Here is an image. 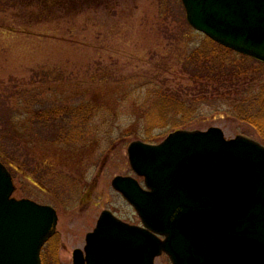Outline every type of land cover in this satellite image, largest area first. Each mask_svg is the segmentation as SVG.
<instances>
[{"label": "rangeland", "instance_id": "obj_1", "mask_svg": "<svg viewBox=\"0 0 264 264\" xmlns=\"http://www.w3.org/2000/svg\"><path fill=\"white\" fill-rule=\"evenodd\" d=\"M184 21L181 0H11L0 5V101L16 90L34 88L45 107L93 108L85 122L70 117L53 124L70 130L68 142H43V135L29 130V116L21 113L16 128L24 134L22 148L4 143L7 156L14 154L11 158L21 164L1 156L12 175V198L57 212L42 264H73V251L83 249L104 210L140 224L111 181L131 176L142 183L129 166L128 145L135 140L157 144L175 131L169 126L172 118L140 117L150 100V84L161 91L177 84L193 87L181 74V62L204 35ZM255 69V86L244 98L256 104L244 106L251 124L229 111L195 116L177 130L217 127L226 139L241 135L264 146V65ZM155 263L171 264L166 255Z\"/></svg>", "mask_w": 264, "mask_h": 264}, {"label": "water", "instance_id": "obj_2", "mask_svg": "<svg viewBox=\"0 0 264 264\" xmlns=\"http://www.w3.org/2000/svg\"><path fill=\"white\" fill-rule=\"evenodd\" d=\"M191 28L264 63V0H181ZM133 173L112 188L141 226L101 212L73 264H264V146L217 127L177 130L158 144L127 147ZM0 162V264H41L58 216L48 205L14 199Z\"/></svg>", "mask_w": 264, "mask_h": 264}, {"label": "trees", "instance_id": "obj_3", "mask_svg": "<svg viewBox=\"0 0 264 264\" xmlns=\"http://www.w3.org/2000/svg\"><path fill=\"white\" fill-rule=\"evenodd\" d=\"M10 1L0 0V5L7 6ZM46 1L50 2V0ZM67 1L58 0V3L65 4ZM184 24L187 25V22L184 21ZM181 63V74L187 77L193 87L188 89L177 84L174 89L161 91L160 88L150 84L148 86L150 100L144 105L140 120L172 118L174 122L169 123V126L174 130L183 127L195 116L212 117L221 112L229 114V111H233L246 120L244 116H247V112L244 106L256 104L244 98L255 86L254 75L258 70L255 69V65L261 63L224 48L205 36L199 45L188 51ZM33 89L16 90L0 101V160L2 162L1 156H6L21 165L17 157L11 158L14 154L7 156V147L4 145L7 143L15 145L18 149L22 148L21 141L24 134L16 128L18 120L21 121L23 117L21 113L29 116L28 127L31 133L38 137L43 135V142L55 145L68 142L70 130L68 131L62 125L54 126V123L60 121L62 124L70 117L84 118L83 122H85L89 113L93 112V108L85 104L65 109L58 106L51 107V105L45 107L39 89ZM259 99L260 97L257 100ZM152 101L155 102L153 106L155 111H152L150 106ZM255 115L256 113L249 116ZM249 120L251 119L246 121L250 123ZM144 142L154 144L148 140Z\"/></svg>", "mask_w": 264, "mask_h": 264}, {"label": "flooded vegetation", "instance_id": "obj_4", "mask_svg": "<svg viewBox=\"0 0 264 264\" xmlns=\"http://www.w3.org/2000/svg\"><path fill=\"white\" fill-rule=\"evenodd\" d=\"M43 253V252H42Z\"/></svg>", "mask_w": 264, "mask_h": 264}]
</instances>
